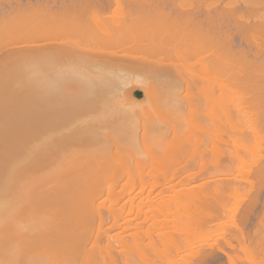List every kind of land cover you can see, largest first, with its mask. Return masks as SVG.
Instances as JSON below:
<instances>
[{
    "label": "bare ground",
    "instance_id": "1",
    "mask_svg": "<svg viewBox=\"0 0 264 264\" xmlns=\"http://www.w3.org/2000/svg\"><path fill=\"white\" fill-rule=\"evenodd\" d=\"M114 1L120 4L119 0ZM188 1L193 3L192 0L183 1L184 3L181 2V4H176L175 0H154V2L139 0L136 4L134 2L131 6L127 5L128 10H123L124 6L119 5L121 9L117 10L119 6H116L117 8L109 12L105 3L103 4L98 0H0V49L7 48L10 55L18 56L12 65L8 66L0 80V234H6L8 239L9 233L12 234L10 238L13 237L12 239L16 240L15 243L18 242L19 237L31 238L26 246V250L31 251L26 264H54V258L48 254L46 249L50 247L52 250H56L57 236H54L59 231V223L54 224L49 218H44V210H48L45 207L53 203L64 208V204L65 209L61 208L58 212L64 211L67 218H70L69 223L76 226V221L81 218L77 202L84 204L80 201L82 198L83 202L86 201L84 199H87L86 202L89 203V206L85 203V207L90 210V215L88 212L86 215L90 217L92 213L99 215V217L96 215V218H99V232H101V226L107 222L102 214H104L103 211H108L107 207L110 208V206L106 207L109 201L110 203L113 202L112 208L114 205L117 206L114 207V210L110 208L112 213L116 211V208L118 211L125 209L128 204L131 207V214H133L132 211L136 212L135 216L132 215L131 217L129 214L130 217L129 215L127 218L122 217V220L120 219L122 222L112 219L114 223L112 222L111 228L115 227L120 230L115 233L119 238L118 242L124 241L123 238L125 237L126 239L128 237L138 239L142 235L143 239L148 236L153 237L154 241L155 235L163 243H166L167 240L173 242L176 239L177 245L180 243L179 239L182 240L180 235H185L188 238L193 235L197 236V234L211 229L212 224L215 225L212 228L223 227V234L231 233V239L224 236L222 238H224L226 246L234 251H232L233 254L226 251L223 242L220 245L208 243V238L212 236L207 235L203 239L204 242L208 240L207 243H201L205 246L202 248L200 246V249H195L196 251L193 248L199 247L200 240L197 245L194 244L196 240L193 242L191 239L188 240V243L181 242L180 244H184L182 246H179L180 244L177 247L176 245L172 246L176 252L174 249H171L173 250L171 252L168 247L172 242L169 244L167 242L168 249L163 243H160L167 251L169 250V255L164 253L165 248L159 249V242L156 241L157 250L162 251L159 253L156 250V254H158L156 256L160 259H168V257H176L177 255L179 258V255L180 257L186 255V258L190 256L192 264H210V262L212 264L210 260L216 254L218 255V252H223L227 255L229 264H238V260L242 262L247 260L250 264H264V248L262 247L264 244V203L258 216L259 221L256 230L253 233L245 230L246 221L259 204L258 194L263 185L264 118L261 120V110L257 106L252 105V108L247 110L249 106L244 105L246 102L245 94L240 93V89L245 85L244 81H248V77L255 83V90L258 91V95L264 96V74L260 73L259 75L256 72V69L260 68L261 65L254 66L257 67L254 68L255 71L251 69L253 74L248 72L244 75L241 73L256 62L258 65L264 64V58H262L261 63H258L261 61V55L264 54V12L255 11L253 17L256 18L257 22H252L250 14L246 15V12L233 10V8L228 9L229 6L226 7V10H218L214 7L217 9L215 11L209 7L210 9L202 12L198 9L195 10L194 5ZM187 2L193 6L187 5L190 6L188 8L194 10L185 7ZM167 3L169 4L168 9L164 8ZM107 4H111L110 0ZM171 4L175 8L171 9ZM155 5L161 7L154 8ZM135 6L136 9H134ZM236 35L240 36L241 41H244L246 46H242V43L239 45L236 43ZM208 51H212L211 55H206ZM59 52H64L63 55L65 52H76L77 59L70 60L73 61V64L71 62L72 66H70L68 63L67 65L70 66L68 67L65 64L64 66L57 65V58L54 60L47 57ZM152 56H156L157 59ZM41 61L42 64L47 62L48 67H42ZM122 62L124 64H121ZM194 64H200L199 66H202L203 69L202 72L206 70L209 75H211V71H213L211 72L213 75L217 74V78L215 77L216 79L212 81L219 85L220 89L236 92L240 96V112H243L244 117L243 124L227 122L229 124L228 127L226 126L228 130L225 125H223L224 127L221 125L217 127L220 130L224 128L226 131L223 129V132L225 131L228 136L229 130L233 134L238 131L240 135L246 132L253 136L251 143L243 139L237 140L233 145L234 150L228 155L229 158L231 156L232 160L233 158L243 159L250 153L256 155L254 165L250 169L246 167V162H240L235 168L231 165L227 167V173L230 174V177L224 178L226 186L236 187L242 182H249L251 183L250 192L254 188L256 190L254 196L247 203L245 202V195H238V202L231 209L228 218L230 221L209 224V222L220 219L222 212L219 213L218 208L219 205L221 207L222 202L220 200L223 197L221 193L224 184L221 183L223 186L218 185V187L211 186L210 181L213 180L195 184L199 178L201 179L197 172L181 177L180 174L183 171L181 173L180 167L176 168L180 161L178 159V161L175 159V162L172 160L177 165L173 173L170 175L163 173L164 180H167L166 183L157 184L155 181L150 186V179L144 180L146 175L139 174L138 171L137 174L135 173L136 175L133 172V175L128 172L129 177L126 182L128 185L122 184L124 188L120 185L121 188L118 184L112 189L107 186L109 189L108 198H105L109 201L101 197L103 201L98 202V204H96V200L98 201V196L101 194L98 195L99 193H97L98 198L96 199L94 195L96 192L91 193L88 190L90 192L88 195L89 193L85 190H92V187H89L90 183L86 182L88 185L86 186L84 182L83 187H81L83 190L80 191L75 186H69L75 185L76 180L70 181L69 185L61 183L62 188L57 185L60 182H54L56 186L45 184L48 183L47 180L49 179L45 175L46 168L52 166L53 161L57 162V159L66 150L68 154V151L72 152L78 146L80 148L84 146L86 150L100 147L102 149V145L110 146L108 141L107 144L105 143L107 138H104L106 132L104 129L109 124H107L108 119L105 120L104 116L110 109L114 110L113 113L120 111V108L116 107L117 103H113L114 108L108 107L107 96L110 92L118 88L142 86L145 97L142 100L137 99L138 101L133 99L135 105L132 107L144 109L153 102L159 93L158 87L149 81L151 75L158 73L159 70H164L168 74L173 73L172 77L176 79V76L182 77L183 70L189 69ZM255 72L256 74H254ZM127 73L130 75L124 76ZM204 77L203 74L202 78ZM189 111V117H194L196 119L194 121L197 123V110L192 108ZM190 125L197 126L195 123ZM117 126L119 127L118 135L122 138L127 137V140L131 142L133 133L130 130H125L126 123H118ZM182 137L174 136L169 141V147L178 150L184 143L191 142L192 144L194 138L189 135L188 137L185 135L187 137L185 139ZM230 140L228 137L226 142ZM82 149H79V152L83 151ZM75 152L77 153V151ZM71 155L72 153L69 154L70 158L74 159L75 157H71ZM67 162L70 163V161ZM73 162L75 161L72 160ZM64 165L65 163L62 164V167ZM111 168H114L113 165ZM54 169L59 171L61 168ZM60 173L56 174L59 175ZM52 174L50 176L53 179L55 175L52 177ZM150 175L151 177L156 176ZM251 176L256 178L258 183L261 181L262 184L260 182L255 186V181L251 180ZM100 177L104 179L102 176ZM104 177L108 179L106 178L107 175ZM136 180L147 183L143 182L145 184L137 187L140 181ZM194 180L196 181L193 184ZM135 181L137 182L136 185ZM94 183L97 184L98 181H94ZM65 185L69 187H65ZM94 185L91 184V186ZM154 193L156 194L154 195ZM91 194L95 196L96 200H91V197L93 199ZM218 195L221 197L218 198ZM88 199L91 202H88ZM81 206L83 207V205ZM24 208L28 211L26 212ZM151 208H154L155 211L157 209L161 216L157 215L154 218L150 216L152 220L148 219V227L142 228L144 226L139 225L146 222L147 217H149L148 211ZM36 209L42 210L41 212L44 211V219L41 218L43 213L36 211L42 215L35 214ZM30 211L32 212L29 214L30 218L31 216H38L31 218L33 223L30 225L25 224L26 231L23 230L22 224H19L18 218L20 217L21 220L20 214L25 217L23 215L26 212V219L29 223L31 220L29 221L30 218L27 217V213ZM58 212H56L57 215L63 214ZM23 221L25 220L23 219ZM38 222L40 224H37ZM21 223H23L22 220ZM33 224L34 226H32ZM107 229H102V231L105 232ZM29 233L31 234L28 235ZM115 239H113L114 242L118 240ZM233 240L237 243L235 244ZM10 241L13 240L9 239L8 242ZM237 244L240 245V248L237 247ZM189 249L192 251L187 254L188 251L185 252L184 250ZM166 250L165 252H167ZM182 251L184 252L181 256ZM173 253L176 256L175 254L172 255ZM260 253L263 254V257L260 256ZM4 255L3 257L6 258L7 256ZM10 257L13 258L8 260L7 257V261H2L3 263L0 261V264H19L21 258H17L16 255ZM18 257L22 256L19 254ZM186 258L182 257V259ZM178 260L180 262L181 259ZM187 260L185 263L190 264V261L188 263Z\"/></svg>",
    "mask_w": 264,
    "mask_h": 264
},
{
    "label": "rangeland",
    "instance_id": "2",
    "mask_svg": "<svg viewBox=\"0 0 264 264\" xmlns=\"http://www.w3.org/2000/svg\"><path fill=\"white\" fill-rule=\"evenodd\" d=\"M98 1L103 2V4L105 3V5L107 7V11L111 12L115 8H117L116 6H119V5H123L125 7L124 8L122 6L123 10L124 9L128 10L127 5L131 6V4L134 2L136 4L137 1H139V0H137V1L136 0H119L120 4L119 3L117 4V2L115 3L114 0L113 1L110 0L111 4H107L108 0H98ZM151 1L154 2V0H150V2ZM183 1H186V0H182V1L181 0H175L176 4H181V2H183ZM192 1L194 4L191 1H188V2L189 3L191 2L190 4L194 5L195 10L198 9V11L200 10L202 12H205V11H207V9H210V8H212L214 11L216 8L218 10H226V7L228 8V6H229L228 9L233 8V10L237 9V11H244V12H246V15H249V14L251 15L250 17L252 18L251 19L252 22H254V21L257 22L256 18L253 17V15L255 14L254 13L255 11L258 10L259 12H264V0H192ZM188 2L185 6L186 8L191 6L190 4H188ZM210 3H212L211 4L212 6L211 5L208 6ZM168 5L169 4L167 3V5H165L164 8L168 9ZM171 5H172V7H171ZM171 5H170L171 9L175 8V6L173 7V4H171ZM187 5H190V6H187ZM5 6H7V4H5ZM158 6L159 5H155L154 8H160L161 7V6H159V7ZM133 7L134 6L132 5V8ZM191 7H193V6H191ZM214 7H216V8L214 9ZM136 8L137 7L135 6L134 9H136ZM119 9H121L120 6L117 8V10H119ZM129 9H130V7H129ZM188 9H190V8H188ZM191 9L194 10L193 8H191ZM235 40H236V43L238 45L242 43V46H246V43L244 41L243 42L241 41L240 36L236 35ZM129 44H131V43H129ZM211 52L212 51H208L206 53V55H211ZM60 53L61 52L56 53L53 56L50 55L47 57H50V59L53 58L54 60H55V58H57L56 59L57 65L61 64V66L62 65L64 66V64L67 65L68 63L70 64V66H72L74 59H77L76 52H67V53L65 52L64 55H63L64 52H62L61 54ZM57 54H58V56H57ZM75 54H76V56H75ZM156 56H152V57L156 58ZM17 58H18V56H16V55H10L7 52V48L0 49V80H1V77L4 74V72L7 71L8 66L12 65L13 61H15ZM262 58H264V54L261 55V57H260L261 61L260 62L257 60L258 63H261L263 61ZM60 59H61V61H59ZM70 60H73V61H70ZM58 62H60V63H58ZM71 62H72V64H71ZM191 62H194V61L191 60ZM37 63L39 65L38 61H37ZM40 63L42 64V61ZM121 64H124V63L122 62ZM199 65L194 64V66H191L189 69L183 70L182 77L176 76V79L174 77H172L173 73L168 74L164 70H159L158 73L151 75V77L149 78V81L154 86L158 87L159 93L154 98L153 102H151L150 105H147L146 107H144V109H140V108L138 109V107L137 108L132 107L133 105H135V102L133 101V99H135V100L144 99V97H145L144 87H142V86H135V87L129 86L130 88L129 87L122 88V89L118 88V89H115L112 92H110V94H108L109 96H107V98L109 100V103H111V104L109 105V103H108V107L112 106L114 108L113 103H115V104L117 103L116 107L120 108L119 113H113L114 110L110 109L109 111H107L106 116H104L105 120L108 119L107 124H109V126L104 129V131H106L104 134V138H107L105 140V143L107 144V141H108V144H110V146L106 147L105 145H102V149L100 147V148H96V149L94 148L93 150H88V149L86 150L84 146H81V148L78 146L76 148V150L74 149L72 152L68 151V154H67V150H66L65 153L62 154L63 156L61 155L60 158L57 159L58 160L57 162L53 161L52 166H48L46 168L45 175L47 176V178L50 179L51 178L50 175L52 173H53L52 177H54V175H55V177L53 179L52 178L50 179V180H52L51 182L49 179L48 180L46 179L48 181V183L46 182L45 184H48L49 186L50 185L56 186L55 183L60 182V184L58 183L57 185H60V187L62 188L63 186H61V183L69 185L70 181L76 180L75 185H69V186H72V187L75 186L79 189L78 191H80V190H83L81 187H83L84 182H85V185H86V182L90 183L89 187L90 188L92 187L93 192L91 189H85V190H87V192L89 193L88 195H90L89 191H91V193L96 192L94 194L95 196L97 195V193H99L98 195L101 194L100 196L97 195L99 197L98 201L96 200L98 197L97 196L95 197L94 195L91 194L93 196V199L91 197V200H96V204H98V202H101V201H103V199L108 198L107 194H108L109 189L107 186H109L112 189L113 186L116 187L118 184H119V187H121L122 184H125V185L127 184L126 183L128 181L127 178L129 177L128 172H130L131 174L133 172L135 174L138 171L139 174L142 173V174L146 175L144 180L146 179V181H148L150 179V181H151V184H149L150 186H152V183L155 181L157 184L166 183L167 180L166 181L164 180L165 178L163 177V173H169L167 175H170L171 173H173L175 171V166H177V165H175V163H173V161L175 162V159L176 160L178 159L180 161L178 163L176 162L177 164H179L176 168L180 167L181 171H180V169H179V171L181 173L183 171V173L180 174L181 177L183 175L185 177L187 174L194 173V172H197L200 175V176L199 175L198 176L201 177V179L197 178L198 180L197 179H196L197 181L194 180L193 184L195 181H196L195 182V184H196V183L207 181V180H213V181H210V184H212L211 186L218 187V185L223 186L222 184H224L225 187L223 186L222 193H221V195L223 197L218 195V198H220V197L222 198V200L219 199L222 202L221 203L222 208L220 207V205L218 208V212L219 213L222 212V213H220V217H219L220 219H216L213 222H209V224L210 223L215 224V223H219L221 221H223V222L224 221H230V219L228 220V218H229L230 212L232 211L231 209L235 206L236 202H238V200H237L238 195H245L246 196L245 202L247 203L254 196V193L256 190L254 188V190L252 192H250V184L251 183H249V182H242L239 186H236V187L235 186H226L225 185L226 181H224V178H226V176L228 177L230 175V174L228 175V173H227V169H228L227 167H228V165H231L233 168H235V166L238 165L240 162H246V167L250 169L254 165L256 155L253 153H250V154H247L243 159H240V160L239 159L237 160L234 158L232 160L231 156H230V158H231L230 159L228 157V155H230L229 153H232V150H234L233 145L235 144V142L237 140L243 139V140H246V141L251 143L253 136L251 133H246V132H244L243 135L242 134L240 135V133H238V131L234 132V134L236 135L235 136L233 133L230 132V130L228 132L229 133V136H228V134L226 135V132H225L226 130L224 128L223 129L225 130L224 131L225 133L223 132V129L220 130L217 127L219 125H221V126L225 125V127L227 125L229 126V124L227 122H232L233 124L237 123L240 125L243 124L244 117H243V112L242 111L240 112V96L236 92L235 93L232 91L227 92V91L222 90V88L220 89L219 88L220 86L215 84V82L212 81V80H215L217 78V76H216L217 74L216 75L214 74L215 75L214 76L213 73H211L213 71H211V69L208 68L211 71L210 74L213 76L212 77L211 75L208 74V71L204 70V72H202V70H203L201 68L202 66H199ZM256 65H257V67L261 65V67L260 68L254 67ZM263 65L264 64L258 65L256 62V64L252 65L253 68L252 67H250V68L246 67L247 70L244 69L243 71H241V73L244 75H246L248 72L253 74L252 71L254 70V68H257L256 72H258L259 75H260V73L264 74V72H262V71H264ZM67 66L70 67L69 65H67ZM128 66H130V65H128ZM42 67H48V63L44 62L42 64ZM251 69H252V71H251ZM256 72L254 74H256ZM189 74H191V75H189ZM203 74L206 78L205 77L202 78ZM126 75H130V74L127 73L124 76H126ZM208 75H209V77H208ZM247 80L248 81H246V80L244 81V84L247 87H244L245 85H243L242 88L240 89V93L242 94V92H243L245 94V95L243 94L245 96L244 98L246 101L244 103V105L249 106L247 108V110L252 108V105L259 107L258 109L261 110L260 118L262 120L264 118V96L258 95V91L255 90V83H253L252 80H250L248 77H247ZM119 89H120V91H122V90L123 91L120 92ZM116 90H118V91H116ZM145 108H147V109H145ZM192 108L197 110V113H198L197 114L198 115L197 123L198 124L195 122L196 119L194 117H191V116L189 117V115H190L189 110ZM227 109H228V111H227ZM224 110H225V112H224ZM123 111H125V112H123ZM123 114H124V116H123ZM190 118H191V120L189 121ZM193 122L197 126L190 125V124H194ZM263 122H264V120H263ZM116 123L117 124L118 123H126V126L124 127L125 130H128V131L130 130V132L133 133L132 134L133 140H131V142L129 140H127L128 139L127 137L122 138L118 135L117 132L119 130L118 129L119 127L117 126ZM227 130H228V128H227ZM187 134L189 136H191L192 138H194L192 144H191V142L188 144L184 143V145L181 148H179L178 150L177 149L174 150V149L169 147V141L171 139H173L174 136H176V135L183 136L182 138L185 139L188 137ZM194 134H197V135H194ZM185 135L187 137H185ZM230 136L233 137V138L231 137L233 139L232 141L230 140L231 139ZM228 137H229L230 141L226 142ZM195 138H197L198 140ZM194 140H196V141H194ZM82 147H83V149H82ZM108 147H109V149H106ZM78 148L82 149L84 152L83 151L79 152ZM75 151H77V153ZM69 152L72 153V155L73 154L75 155V156L71 155V157H75L74 159L70 158ZM157 156H158V158H157ZM63 157H64V159H63L64 161L67 159L65 162L62 160ZM161 157H163V158H161ZM68 158H70V159H68ZM159 158H161V159H159ZM72 160L75 162L72 163ZM60 161L64 162L65 165L66 164L67 165L66 166L64 165V167H62V164H64V163H62ZM67 161H70V163ZM171 161H172L173 165H172ZM229 161H232V162H229ZM54 162H55V164H54ZM111 162H113V163H111ZM53 165H55V167H53ZM112 165L114 167L113 169L111 168ZM51 168H53V169H51ZM54 168H56V169H60V168L62 169L63 168V169L62 170L60 169L59 171H57ZM59 172H61L59 175L56 174ZM149 173L156 175V176L151 177V175ZM103 174L107 175L106 178H108V179H105V177H104L105 175L103 176ZM100 176H102L104 179H102ZM97 177L99 180L97 179ZM148 177H150V178H148ZM93 179L95 182L98 181V183L97 184L94 183ZM100 179H102L103 181ZM154 179H156V180H154ZM44 180H45V178H44ZM251 180L255 181V186L261 182L260 181L258 183V180L256 178H254L253 176H251ZM136 181H138V180H136ZM136 181H135V185L137 183ZM139 181H140V183H138L139 185L137 184L138 185L137 187H139L142 184L147 183L146 181H142V182H141V180H139ZM175 181H176V179H175ZM262 181H263L262 189H260V192L258 194L259 195V204L255 207V209L253 210V213L250 215L249 219L246 221L245 230L250 231V233H253L256 230V228L258 227V221H259L258 216H259V213L262 211V208H263L264 178ZM143 182H145V183H143ZM77 183H78V186H77ZM218 183H220V184H218ZM91 184L94 185L95 187L91 186ZM261 184H262V182H261ZM149 185H147V186H149ZM69 186L65 185V187H69ZM86 186H88V185H86ZM119 187H117V188H119ZM122 187L124 188V186H122ZM97 189L100 191H98ZM155 194L156 193H154V195ZM101 197H103V199ZM82 199L80 201L84 204L79 203V201L77 202V204L80 205V206L78 205V208H79V214H80L79 216H81V218L78 221H76V223H75L76 226L74 224L69 223L70 218H67L64 211L61 210L60 212H58L61 208H63V207H61V205H58V204L54 205L53 203L52 204L50 203L49 205H47L49 207L46 206L45 209H48V210H44L45 212L43 211L45 213V217H44V213L41 212L42 210L39 211L36 209L34 211V212L39 211V212L43 213V216H41L42 215L41 213H37V212L35 213V214H40L39 216H41V218H43V217L45 219L49 218L50 220L53 221L52 223H54V224L59 223V225H58L59 231L56 232L57 235L54 236V237L57 236V239L54 238L57 240V243L55 241L56 250L54 251L50 247L48 249H46L49 252L48 254H50V256L54 258V261H53L54 264H187V263H185V260H187V258H188L187 262L190 260L192 261L190 256L189 257L187 256V258H186V255H183L184 258H186V259H182L183 252L188 251L187 254H189V251H192V249L182 251L181 252L182 257H180V255H179V258H178V255L176 256V254L173 253L172 255L175 254V256L177 258L176 257H171V258L168 257V259H166V258L160 259V257L156 256V255H158V254H156V250H157L158 245L160 246L159 249L162 247L160 245V243H163V242H160L159 237H157L155 235H154V237H155L154 241H153V239H154L153 237H148V236L145 237L144 236L145 238L143 239L142 238L143 235H142L141 237H138V239H136L135 237L134 238L128 237L126 239V237H125V238H123L124 241L120 240V242H118L119 238L117 237V234L115 235V233H117L120 230H118V228H115V227H113V229H112L111 224H112V222L114 223V221H116V220L118 222H120L122 220L121 219L122 217L127 218L128 215L131 214V210H130L131 207L129 206V204L126 205L125 209L118 211L116 208V211L114 213H112L113 211L111 212L110 208H112L111 206L113 205V202H111L112 203L111 204L110 201L108 199H106V201L107 200L109 201L108 204L106 205V207L110 206V208L107 207L106 209H108V211L107 210L103 211L104 214H102V217H104V219H106L107 222L105 221L106 223H104L101 226V229H100L101 232H99V230H98L99 225H100V224H98L99 215H97V214L93 215V213H92V215L94 217L92 215H91V217L93 218L94 221L92 220V218L90 216L86 215L87 212L90 215V212H89L90 210L87 207H85V203H87L86 202L87 199H84V200H86L85 202H83ZM100 199H102V200H100ZM89 200L90 199H88V202H91ZM87 204L89 206V203H87ZM81 205H83V207ZM63 206H64V208H63V210H64L65 205L63 204ZM114 207H117V206L114 205L112 208L113 210H114ZM56 209H57V211H56ZM87 209H88V211H87ZM109 209H110V211H109ZM25 210H26V212L28 211L27 209H25ZM32 210H34V209H32ZM26 212L25 213L23 212L24 213L23 216H25V217H22V214H20V216L22 218L21 220L23 223H21L20 217L18 218V221H20V223L17 221V223L22 224L23 230L27 229L26 228L27 224L30 225V223H33V221H32L33 219H31L32 217L34 218V217L38 216V215L37 216H31V218H30L29 214L32 212L30 211L29 213H27L28 214L27 217L30 218L29 221L31 220L28 223V219H26ZM56 212L61 213V214L63 213V214L57 215ZM132 213L133 214H131V217H132V215L135 216L136 212L132 211ZM114 214H116V215L114 216ZM31 215H33V214H31ZM96 215L98 216L97 217L98 219L96 218ZM147 215L149 217H147L146 222L141 223V225H139V226H144L142 228L148 227V225H149L148 221L151 219L150 216L152 218H154V216H157V215L161 216L160 212L157 209L155 211L154 208H151L148 211ZM63 216H66V217H63ZM129 217H130V215H129ZM89 218L91 219V222L93 221L92 222L93 225L90 222ZM23 219L25 221H23ZM35 220H34V222H35ZM23 224H24V227H23ZM34 224L32 226H34ZM37 224H40V223L38 222ZM37 224H35V225H37ZM213 226H215V225L212 224V227ZM212 227H211V229H208V231H205L204 233L202 232V233L197 234V236L193 235L194 237L192 236L191 238H188L185 235H183V236L180 235L182 240L179 239V241H180V243L181 242L182 243L183 242L188 243L189 242L188 240L193 239L192 240L193 242H194V240H196L197 242L195 241L196 243L194 242V244L197 245L200 243V245H199V247L197 246L196 248H193V250H195L197 248L200 249V246H201V248H202V246H205V244L201 245V243L204 242L203 239H205L208 235L210 237L212 236L211 238H208V240H209V241L207 240L208 243L212 242V243H215V245H220L223 242L226 251H228L229 253L231 252V254H233L234 251L231 250L230 247L226 246L225 240H224V238H222V236H224V237H227L228 239H231L232 238L231 233L227 232V233L223 234L224 233L223 227H219V228H212ZM105 228L106 229L108 228V229L105 232L102 231V229L105 230ZM110 229H112V230H110ZM114 229H115V231H114ZM212 229H215V230H212ZM108 230H109V232H108ZM230 231H232V230H230ZM30 234L31 233H29L28 235H30ZM109 234H110V236H109ZM0 235H3L0 237V256H1L0 261H1V263H3L4 261H7V257L9 260V259L13 258L10 256L15 257V255H16L17 258H21L19 260V264H26V261H28V259L30 258V255H31V251H27L26 246H27L28 242L31 240V238L26 237V236L19 237L18 242L15 243L16 240L12 239L13 237L10 238L12 234L9 233V235H10L9 239L13 240L10 242H8L9 239H8V237L5 236L6 234L4 235V233L3 234L1 233ZM7 236H8V234H7ZM112 238L113 239L116 238L115 240H117V239L118 240L114 242V240ZM6 239H7V241H6ZM164 240L166 241V239H164ZM199 240H200V242L198 243ZM110 241H111V243H110ZM156 241L159 242L158 245H157ZM207 241L204 243H207ZM233 241L235 244L237 243L235 240H233ZM116 242H118V243H116ZM167 242L169 244L172 241L169 242L167 240L166 243H163V245L166 246ZM176 242H178V241L175 239V241L173 240V242L170 243L169 245L167 244L168 247L170 248V250L174 249V248H172V246L174 247L176 245ZM173 243H175V244H173ZM180 243H177V245H179ZM263 243H264V240H263ZM171 244H173V245H171ZM177 245H176V247H177ZM182 245H184V244H180L179 246H182ZM263 245H262V247L264 248ZM48 246H50V245H48ZM164 246L162 247L163 249L165 248ZM168 247H167V249H168ZM237 247L240 248V245L237 244ZM165 250H166V248L163 250L164 253L169 255V253H168L169 250L168 251L166 250L167 252H165ZM157 251L159 252L161 250H157ZM172 251L173 250H171V252ZM174 251H175V249H174ZM9 253H11V254H9ZM4 254H6V255H4ZM19 254L22 257H18ZM3 255L7 256V257L5 258V257H3ZM260 256L263 257V254L260 253ZM3 258H4V260H3ZM17 258H16V260H17ZM178 259H181L180 262ZM213 259L210 260V261H212V264H220V263L223 264L222 262H225L226 264L228 263L227 255H225L223 252H218V255L216 254V256ZM191 261H190V264H192ZM237 263L238 264H250L247 260H246V262H242V261L238 260ZM16 264H18V263H16ZM210 264H211V262H210Z\"/></svg>",
    "mask_w": 264,
    "mask_h": 264
}]
</instances>
